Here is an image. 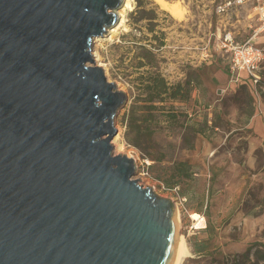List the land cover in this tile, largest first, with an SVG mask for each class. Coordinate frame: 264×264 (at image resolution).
Returning a JSON list of instances; mask_svg holds the SVG:
<instances>
[{"label": "water", "instance_id": "water-1", "mask_svg": "<svg viewBox=\"0 0 264 264\" xmlns=\"http://www.w3.org/2000/svg\"><path fill=\"white\" fill-rule=\"evenodd\" d=\"M123 3L0 0V264H174L175 203L113 154L128 96L93 56Z\"/></svg>", "mask_w": 264, "mask_h": 264}, {"label": "rangeland", "instance_id": "rangeland-1", "mask_svg": "<svg viewBox=\"0 0 264 264\" xmlns=\"http://www.w3.org/2000/svg\"><path fill=\"white\" fill-rule=\"evenodd\" d=\"M166 1L180 4V20L157 0H133L126 28L94 39L96 64L128 96L115 119L113 154L131 156L132 178L178 205L179 232L192 253L183 264H264V88L240 83L252 79L247 71L230 77L231 55L222 48L226 34L264 46V0ZM149 72L188 84V101L152 105L144 90ZM259 77L264 83V61ZM133 118L147 134L140 148L128 139L135 138ZM182 162L191 178L178 175ZM193 213L204 218L200 228Z\"/></svg>", "mask_w": 264, "mask_h": 264}, {"label": "trees", "instance_id": "trees-1", "mask_svg": "<svg viewBox=\"0 0 264 264\" xmlns=\"http://www.w3.org/2000/svg\"><path fill=\"white\" fill-rule=\"evenodd\" d=\"M144 85V90L147 92L148 101L152 103V105L157 101L163 103L167 98L174 102L188 101L191 96V88L188 84L179 83L176 85H170L166 79L157 72H149ZM258 87H264L263 80L259 83ZM151 108L155 109L157 106H151ZM136 121L137 119L133 118V122H131L129 126L130 130L134 131L135 138L130 139L128 137V133L127 137L131 143L140 148L141 141L145 136H147V134L144 133V130L140 126H137ZM175 169L178 175L182 178L188 179L192 177L193 173L191 168H187L186 162L180 163ZM201 251L202 250H199V252Z\"/></svg>", "mask_w": 264, "mask_h": 264}, {"label": "built area", "instance_id": "built-area-1", "mask_svg": "<svg viewBox=\"0 0 264 264\" xmlns=\"http://www.w3.org/2000/svg\"><path fill=\"white\" fill-rule=\"evenodd\" d=\"M259 2L261 0H258ZM261 11L264 12V6L261 7ZM263 29H264V13L262 14ZM255 37L249 38L242 44L235 43L230 34H226L223 40L222 48L225 52L231 55L228 62V69L231 76H238L240 72L247 71L254 86L258 87L262 82V78L259 77V71L264 61V46H258L255 44ZM259 88V87H258ZM147 167L151 164L149 160H144ZM178 190V189H177Z\"/></svg>", "mask_w": 264, "mask_h": 264}, {"label": "bare ground", "instance_id": "bare-ground-1", "mask_svg": "<svg viewBox=\"0 0 264 264\" xmlns=\"http://www.w3.org/2000/svg\"><path fill=\"white\" fill-rule=\"evenodd\" d=\"M157 2L159 3V5L162 8L167 9L174 18L180 20L183 17L184 12H183V9H181L180 4H172L166 0H157ZM133 8H134L133 0H124V3L122 5L121 9L118 11V14H119L118 23L108 30L109 33L112 35V37L117 35L121 28H123V29L126 28V26H127L126 25V22H127L126 15L128 12L132 11ZM102 38L103 37H98L96 39V42L102 41L103 40ZM119 138H120L119 136L116 137L114 142L118 141ZM175 213H176L175 216H176L178 226L180 227L179 207L176 203H175ZM192 218L198 222L196 224L197 228H200L202 225V222L199 220H200V218H202V219H204V218L201 215H199L198 213H193ZM191 256H192V253L189 250V247L187 245V242H186L184 236L179 233L178 234L177 253H176L174 264H183L184 261Z\"/></svg>", "mask_w": 264, "mask_h": 264}, {"label": "crops", "instance_id": "crops-1", "mask_svg": "<svg viewBox=\"0 0 264 264\" xmlns=\"http://www.w3.org/2000/svg\"><path fill=\"white\" fill-rule=\"evenodd\" d=\"M228 71H229V69H228ZM229 73V75H230V72H228ZM242 72H240L239 74H238V76H234V77H232L231 75H230V77H232V78H241V74ZM241 79H239V81H240ZM251 82H252V79L251 80H248V81H244V83L243 82H241L240 81V83H242V84H246V85H251ZM252 86V85H251ZM255 90H257L258 89V87H255V86H252ZM261 88H264V87H261Z\"/></svg>", "mask_w": 264, "mask_h": 264}]
</instances>
